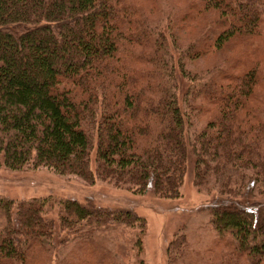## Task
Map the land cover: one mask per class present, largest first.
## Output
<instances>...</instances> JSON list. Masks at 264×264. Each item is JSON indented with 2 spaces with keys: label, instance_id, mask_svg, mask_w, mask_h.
I'll use <instances>...</instances> for the list:
<instances>
[{
  "label": "trees",
  "instance_id": "trees-1",
  "mask_svg": "<svg viewBox=\"0 0 264 264\" xmlns=\"http://www.w3.org/2000/svg\"><path fill=\"white\" fill-rule=\"evenodd\" d=\"M260 40L264 0H0V168L177 200L192 162L195 187L219 196L218 238L186 264H264ZM236 42L238 57L222 52ZM211 52L215 67L187 70ZM198 114L211 117L190 138ZM56 201L0 195V264H51L71 244L63 264H122L104 238L116 230L143 254L136 212ZM188 247L179 233L168 264H183Z\"/></svg>",
  "mask_w": 264,
  "mask_h": 264
},
{
  "label": "rangeland",
  "instance_id": "rangeland-1",
  "mask_svg": "<svg viewBox=\"0 0 264 264\" xmlns=\"http://www.w3.org/2000/svg\"><path fill=\"white\" fill-rule=\"evenodd\" d=\"M164 9L166 12V6ZM254 40L257 41L259 38L255 37ZM241 42L225 46L222 52L225 54L229 51L231 57H238ZM263 48L262 42L258 52L260 57L264 56ZM216 59V52H211L195 61H188L186 67L190 72L205 74L218 63ZM253 59L254 56L249 55L248 60ZM180 106L182 109L185 108L184 99L181 97ZM210 117V114H198L195 118L192 117L190 138L194 130L203 129L207 125ZM0 195L13 200L53 198L57 200L56 203L59 200L68 199L80 202L93 201L99 207L136 212L147 222L143 241L144 252L140 257H136V253L131 250L130 241L133 235L129 231H108L104 235L105 239L110 240L109 246L112 252L118 255L122 264H137L140 259L144 261V264H168L169 245L179 233L187 236L189 246L182 263H190V258L194 260L206 258L208 250L218 238L217 232L213 230L210 223V207L219 196L216 189L212 187L203 191L195 187L192 162L181 188V197L177 200L160 199L152 190L144 195H136L110 183L98 181L90 184L76 177L60 176L48 168L21 171L0 168ZM55 208L49 218H57ZM77 246L79 245H69L59 260L53 257V262L50 263L63 264L71 261L74 258L73 252L78 250Z\"/></svg>",
  "mask_w": 264,
  "mask_h": 264
}]
</instances>
